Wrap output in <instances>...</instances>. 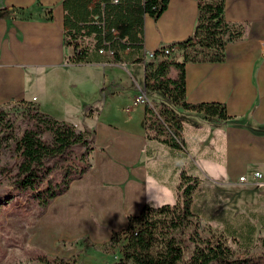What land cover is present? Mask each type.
<instances>
[{
	"label": "crops",
	"instance_id": "0c3cea01",
	"mask_svg": "<svg viewBox=\"0 0 264 264\" xmlns=\"http://www.w3.org/2000/svg\"><path fill=\"white\" fill-rule=\"evenodd\" d=\"M62 2L0 0V109L10 103L33 105L55 120L82 127L77 132L91 134L90 168L54 200L68 213L57 221L49 219L50 222L75 233L94 212L100 223L110 227L105 232L111 236L126 227L128 216L137 215L149 204L145 196L139 197L148 175L155 176L164 186V205L175 204L176 187L184 171L181 163L188 153L195 165L191 164L192 171L186 173L199 179L194 194L197 207L204 208L199 194L203 185L212 195L208 204L212 199L215 202L210 216L203 217V211L197 213L199 221L231 240L228 246L234 252L245 253L248 245L234 243L229 233L232 223L253 225L254 240L264 237V0H225V19L246 25L243 40L226 48L222 64H188L185 68L188 103L224 104L228 115L241 122H208L203 114L177 109L183 124L180 148L146 137L145 109L135 120L130 112L125 129L102 122L103 111L100 114L92 104H86L97 91L102 92L103 99L105 93L114 99L125 87L130 92L144 90V68L67 63L74 51L64 47ZM197 13L196 1L172 0L157 20L145 17V51L173 47L188 39L196 27ZM108 72L112 75L107 76ZM118 72L129 78L127 85ZM176 77V71L171 69L168 78ZM135 90L131 96L133 105ZM148 102L153 106L149 99ZM109 112L114 114L112 109ZM138 120L140 129L134 130L132 126ZM170 162L175 165L173 179L153 174L152 167ZM254 173L261 178L255 179ZM243 176L246 180L240 182ZM172 192L174 199L171 194L166 196ZM98 233L100 237L104 235ZM251 245L247 255L258 247Z\"/></svg>",
	"mask_w": 264,
	"mask_h": 264
},
{
	"label": "trees",
	"instance_id": "16d2710c",
	"mask_svg": "<svg viewBox=\"0 0 264 264\" xmlns=\"http://www.w3.org/2000/svg\"><path fill=\"white\" fill-rule=\"evenodd\" d=\"M171 1L63 0V36L64 47L74 51L67 63L142 65L146 95L159 94L162 98L155 106L145 104L146 137L180 148L183 124L177 109L203 114L208 122H241L228 115L224 104L188 103L185 68L188 64H222L226 48L243 40L246 25L225 19V0H194L198 12L194 32L173 46L181 52L183 61L175 62L172 54L165 56L168 47L154 51L155 59L148 61L144 19L157 20ZM108 48L111 56L99 54ZM171 69L177 73L175 79L168 78ZM9 115L0 109V131L5 132L2 140L10 142L13 164L0 173L11 190L30 193L44 209L88 172L91 134L77 132L72 125L39 112L33 105H26L20 113V126L16 125L18 118ZM198 186V178L182 171L175 204L158 208L145 204L137 215L128 216L126 227L112 232L105 245L117 254L112 264H264V253L247 255L253 243L264 249V237L252 238L253 225L238 221L230 226L234 243L248 245L245 253L234 252L223 234L212 232L210 227L201 228L193 211ZM190 247L192 251L185 259ZM56 261L65 263L61 258Z\"/></svg>",
	"mask_w": 264,
	"mask_h": 264
},
{
	"label": "rangeland",
	"instance_id": "374dc122",
	"mask_svg": "<svg viewBox=\"0 0 264 264\" xmlns=\"http://www.w3.org/2000/svg\"><path fill=\"white\" fill-rule=\"evenodd\" d=\"M172 49L174 61L181 63L183 61L180 56L181 52L175 47ZM106 75L111 76L112 73L108 72ZM118 76L122 83L127 85V79L129 78L126 74L118 72ZM128 88L120 89L122 90L121 94L115 96L116 98L114 99L110 98L107 93L104 94L103 99L102 92L97 91L88 98L89 103H85L92 104L95 109L100 111V114L103 111L101 114L102 122L127 129L128 127L124 124L130 112H132V118L135 120L137 115H140L142 110L145 109V105H133L131 96L134 95L135 89L130 92ZM137 95L138 92L135 90V97ZM147 99L155 106L161 103L162 98L159 94L153 96L148 94ZM156 99L160 100V102L156 101ZM24 108H26V105L19 106L17 103H10L3 109L12 118H18L16 119V125L20 126V113ZM109 109L114 110V114L109 112ZM80 113H83V111ZM140 126L141 124L138 120L133 124L132 128L139 130ZM81 128L80 126L75 127L77 130H82ZM4 134L5 132L0 131V170L3 167L10 169L13 164L9 149L10 142L2 140ZM186 154L188 157L186 161L181 163V166L183 167L182 170L188 173L192 171L191 164H194V162L191 160V155ZM159 165L151 168L153 174H161L163 178L169 179L175 165L172 162L167 165H164V163ZM196 168L198 167L196 166ZM171 178L173 179V176ZM201 190L207 192L199 193L202 195L204 208L201 210L197 207L198 202L196 203V200H193V211L196 213L203 211V217H208L207 215L210 216L211 214L210 207L213 208L215 202L212 199L211 203L209 202L208 204V200L212 198V195L208 192L207 186L203 185ZM170 194L174 199L175 194L173 192L166 194V196L168 197ZM52 203L53 206L50 204L51 206L49 205L44 209L40 208L36 198H33L30 193L19 192L17 189L11 190L5 175L0 173V264H57L56 260L58 258L65 260L64 264H112L116 260L117 254L110 252V248L105 246L109 243L110 237V234L106 232L111 229L109 226L100 223L94 212L88 215V223H82L83 226L78 231L76 230L77 232L71 233L67 229L65 231L62 225H55L50 222V220H60L68 213L63 207L55 205L56 202L54 203L53 201ZM236 210L238 209L236 208ZM204 220L208 221L207 219ZM199 223L203 230H207V224L200 221ZM56 227L58 228L57 230ZM97 231L103 232L104 235L100 237ZM211 231L220 233L213 227H211ZM227 242L231 246V240L227 239ZM233 248L236 247L233 246ZM191 251L192 247L186 252L185 259H188ZM263 251L264 249L257 247L252 252V255L264 253Z\"/></svg>",
	"mask_w": 264,
	"mask_h": 264
},
{
	"label": "clouds",
	"instance_id": "9594fccd",
	"mask_svg": "<svg viewBox=\"0 0 264 264\" xmlns=\"http://www.w3.org/2000/svg\"><path fill=\"white\" fill-rule=\"evenodd\" d=\"M151 181V182H149ZM164 187L159 180L153 175H148L145 178V183L142 186L140 196H145L147 202L152 208H158L165 206L163 201L167 198L163 196L161 188ZM168 191H171L170 189ZM138 197V199H139Z\"/></svg>",
	"mask_w": 264,
	"mask_h": 264
},
{
	"label": "built area",
	"instance_id": "2783aa9c",
	"mask_svg": "<svg viewBox=\"0 0 264 264\" xmlns=\"http://www.w3.org/2000/svg\"><path fill=\"white\" fill-rule=\"evenodd\" d=\"M1 7L2 6H0V9H1ZM173 47H168V48H166L165 50H164V55L165 56H169V55H171V54H173V49H172ZM99 53L100 54H108V55H112V52H111V50H110V48H108V50H106V51H104V50H100L99 51ZM145 54H146V60H154L155 59V55H154V53L153 52H148V51H145ZM33 101H35V99H33ZM134 103H135V105L137 104H141V105H145V104H149V102H148V99H147V95H146V93H145V91L144 90H140L139 91V93H138V95L135 97V100H134ZM150 105V104H149ZM151 106V105H150ZM253 177L255 178V179H260L261 178V175L259 174V173H254L253 174ZM246 180V177H240L239 178V181L240 182H244Z\"/></svg>",
	"mask_w": 264,
	"mask_h": 264
}]
</instances>
